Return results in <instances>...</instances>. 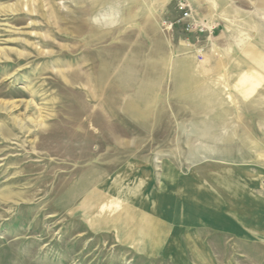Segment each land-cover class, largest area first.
<instances>
[{
    "label": "rangeland",
    "instance_id": "obj_1",
    "mask_svg": "<svg viewBox=\"0 0 264 264\" xmlns=\"http://www.w3.org/2000/svg\"><path fill=\"white\" fill-rule=\"evenodd\" d=\"M107 1L0 0V264H264V0Z\"/></svg>",
    "mask_w": 264,
    "mask_h": 264
},
{
    "label": "crops",
    "instance_id": "obj_2",
    "mask_svg": "<svg viewBox=\"0 0 264 264\" xmlns=\"http://www.w3.org/2000/svg\"><path fill=\"white\" fill-rule=\"evenodd\" d=\"M242 172H243L242 170L240 172L237 170L231 171L229 169L223 170L222 172L217 171L218 174H211L210 179H207V180H211V182H213V184H215V183L218 184L222 189L225 190L226 193L229 194V196H233L235 199H238L242 202H246V201L249 202L250 206L252 207V203L254 204V202L252 201L251 195L249 194L247 185L245 184V181L243 179ZM219 173H221V174H219ZM183 182H184L183 185L185 188L187 186L190 189H194V192H195V194H193V201H195L196 204H194L195 202L193 203V206H192L193 212H191L192 216L195 220L200 215L199 213H196V209H199L198 201L200 203H203L206 201L205 203L209 204V206H212L211 203L213 201V195L211 193H207V190H205V189L203 190L199 186L191 183L190 178H187ZM118 184H119V181L114 180V186H112L113 191H114V187ZM127 192H129V191H127ZM167 200H169V199L167 198ZM124 202H128L125 204L130 205L131 207H133V209H135L133 204H132V201L129 200V201H124ZM164 204H166V201L164 202ZM206 206H208V205H206ZM184 211H183V213H184ZM234 212H235L234 220L236 221L237 224H239L243 229L248 231L250 234L252 233L253 235H256L258 238H264V221L261 220L262 215H263L262 210H261V215H260L261 217L252 213L251 214L252 216L249 214L251 217L247 221L240 214V212H238L236 210ZM250 213H251V211H250ZM211 217L215 218L214 216H211ZM184 221H185L184 222L185 224H190V221L188 222L185 219H184ZM195 223H197V222L195 221Z\"/></svg>",
    "mask_w": 264,
    "mask_h": 264
},
{
    "label": "built area",
    "instance_id": "obj_3",
    "mask_svg": "<svg viewBox=\"0 0 264 264\" xmlns=\"http://www.w3.org/2000/svg\"><path fill=\"white\" fill-rule=\"evenodd\" d=\"M177 10H179L182 15L171 27L174 25H182V29L186 34L204 32L202 29L203 27L194 20L193 10L190 5L186 4L184 1H179L177 3Z\"/></svg>",
    "mask_w": 264,
    "mask_h": 264
},
{
    "label": "bare ground",
    "instance_id": "obj_4",
    "mask_svg": "<svg viewBox=\"0 0 264 264\" xmlns=\"http://www.w3.org/2000/svg\"><path fill=\"white\" fill-rule=\"evenodd\" d=\"M131 1H132V3H131ZM161 1H163V2H165V1H167V0H161ZM126 4H129L128 5V11H127V17H126V22H131V21H133V19H134V15H133V13H132V7H134V5H135V2L133 1V0H125L124 1ZM113 3H121V0H110L109 1V3H108V1L104 4V9L106 10L107 8H109V7H111V5L113 4ZM150 4V3H149ZM121 5V4H120ZM142 6H143V8H147L146 7V4H142ZM117 7H119V6H117ZM116 10V9H115ZM118 10H116V12H117ZM149 11V10H148ZM113 12V11H112ZM113 14V13H112ZM115 15V14H114ZM116 16V15H115ZM114 17V16H113ZM114 19H116V18H114ZM113 19V20H114ZM110 21V20H109ZM109 21H107V25H114L115 23H113V21H112V23H109ZM116 24H117V21H116ZM206 205H208L209 206V204H207L206 203ZM201 209H200V206H199V209H196V213L197 212H199V213H201V211H200ZM192 212H193V210H192Z\"/></svg>",
    "mask_w": 264,
    "mask_h": 264
}]
</instances>
